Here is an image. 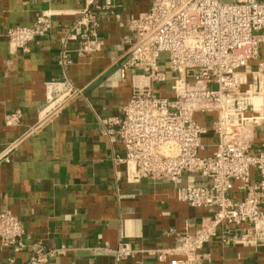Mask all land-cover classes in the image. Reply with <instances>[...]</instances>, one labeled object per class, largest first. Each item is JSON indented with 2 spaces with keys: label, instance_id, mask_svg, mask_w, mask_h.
Wrapping results in <instances>:
<instances>
[{
  "label": "built area",
  "instance_id": "2783aa9c",
  "mask_svg": "<svg viewBox=\"0 0 264 264\" xmlns=\"http://www.w3.org/2000/svg\"><path fill=\"white\" fill-rule=\"evenodd\" d=\"M83 1L75 25L79 50L87 52L114 3ZM50 29L43 12L6 36L12 49L28 52ZM125 40L119 73L124 79L132 69L131 94L119 115L101 120L108 141L123 150L113 161L125 165L128 182L165 179L178 185L180 201L208 213L192 233L170 230L175 245L143 252L169 264H201L200 250L214 238L264 249V0H150L128 20ZM44 92L43 111L53 115L82 89L61 77L46 81ZM186 173L206 182L181 185ZM23 232L20 219L0 208V244L21 251ZM67 249L35 243L26 264H45ZM101 249L114 253L115 264L139 252L127 242Z\"/></svg>",
  "mask_w": 264,
  "mask_h": 264
},
{
  "label": "crops",
  "instance_id": "0c3cea01",
  "mask_svg": "<svg viewBox=\"0 0 264 264\" xmlns=\"http://www.w3.org/2000/svg\"><path fill=\"white\" fill-rule=\"evenodd\" d=\"M112 1L88 40L90 50L81 52L75 20L83 0H0V152H6L0 208L16 215L24 230L21 251L0 244V264H26L35 243L68 248L45 264H115L114 253L101 247L118 242L139 251L119 264H169L143 251L175 245L170 230L192 233L208 214L180 201L170 181L128 182L125 165L113 161L123 150L108 141L101 120L119 115L131 94L132 69L124 79L119 73L127 22L150 0ZM43 12L51 20L49 33L34 39L28 52L12 49L6 30L32 25ZM63 56L71 63L62 64ZM61 77L82 92L46 115L44 84ZM205 182L186 173L181 185ZM200 254L201 264H264V249L217 238Z\"/></svg>",
  "mask_w": 264,
  "mask_h": 264
},
{
  "label": "rangeland",
  "instance_id": "374dc122",
  "mask_svg": "<svg viewBox=\"0 0 264 264\" xmlns=\"http://www.w3.org/2000/svg\"><path fill=\"white\" fill-rule=\"evenodd\" d=\"M224 2H232L233 0H222Z\"/></svg>",
  "mask_w": 264,
  "mask_h": 264
}]
</instances>
